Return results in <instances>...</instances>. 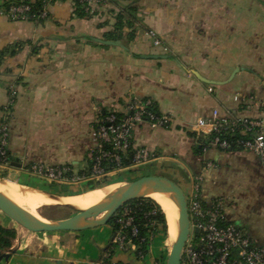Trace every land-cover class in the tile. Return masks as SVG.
I'll return each instance as SVG.
<instances>
[{
	"label": "crops",
	"instance_id": "obj_1",
	"mask_svg": "<svg viewBox=\"0 0 264 264\" xmlns=\"http://www.w3.org/2000/svg\"><path fill=\"white\" fill-rule=\"evenodd\" d=\"M78 17L71 1L51 4L41 21L0 16V51L15 47L0 65V122L10 96L7 150L9 173L21 184L57 191L26 171L33 164L86 167L94 145L92 126L105 112L124 113L131 99H151L169 127L132 126L135 147L156 155L150 162L109 177L122 184L162 175L185 196L221 201L225 220L256 242L264 237V167L246 150L203 148L187 127L212 110L220 116L264 121V0H110ZM137 6L135 37L112 40L119 7ZM161 40L155 45L148 32ZM102 41H119L118 45ZM17 46V47H16ZM150 55H164L151 58ZM211 80L206 83L198 76ZM241 98L236 101L234 96ZM16 229L8 258L0 264H153L163 260L158 226L149 252L112 244L110 224L82 231L31 232ZM24 229V228H23ZM42 233H56L43 235ZM41 234V235H40ZM166 244V243H165Z\"/></svg>",
	"mask_w": 264,
	"mask_h": 264
},
{
	"label": "built area",
	"instance_id": "obj_2",
	"mask_svg": "<svg viewBox=\"0 0 264 264\" xmlns=\"http://www.w3.org/2000/svg\"><path fill=\"white\" fill-rule=\"evenodd\" d=\"M32 0H13L8 6L0 8V16L11 21L29 20L32 15ZM58 1L41 0L42 7L37 18H45L47 8ZM73 3H81L85 11L93 9V5L106 6L110 0H69ZM2 3V0H0ZM155 45H160L161 40L149 31ZM241 98L236 94L234 99ZM14 103L11 95L3 108V119L0 122V169L11 166V157L7 150L8 120L11 106ZM151 99H131L121 118L115 112L101 116L92 126V138L94 145L89 148L91 169L89 174H78L71 166H45L33 164L26 171L42 180L53 183L78 184L90 181L106 179L111 173L124 168L121 167L120 152L126 151L132 143V126L140 122H146L152 127H169L171 117L156 115L153 111ZM197 142L205 148L216 147L219 149H235L253 152L258 156L264 167V121L259 118H236L220 116L218 110H212L207 117H198L195 122L187 127ZM236 135L235 138L229 136ZM110 147V148H106ZM135 147V146H134ZM156 155L144 147H135L130 167L150 162ZM113 164L106 169L103 164ZM108 168V167H107ZM69 173L71 175H69ZM187 200L190 233L181 254L180 264H264V237L261 242H256L242 229L225 220L221 201L216 199L205 202L199 194H190ZM128 210H124L117 222L119 229L113 233L112 244L116 248L136 252V245L128 239L123 228L130 226L132 219L128 217ZM137 230L132 227V234ZM152 242L153 235H149ZM136 254V253H135ZM137 255L142 258L138 251ZM153 264H159L154 262Z\"/></svg>",
	"mask_w": 264,
	"mask_h": 264
},
{
	"label": "water",
	"instance_id": "obj_3",
	"mask_svg": "<svg viewBox=\"0 0 264 264\" xmlns=\"http://www.w3.org/2000/svg\"><path fill=\"white\" fill-rule=\"evenodd\" d=\"M99 41L125 48L119 41ZM148 57L162 58L166 56L150 55ZM195 75L206 83H214L201 77L197 72H195ZM47 193L52 196L61 197L57 194ZM151 193H164L168 195L178 208L177 235L171 245L165 264H180L182 250L190 233L187 200L182 187L162 175L141 176L125 182L107 194L93 207L84 212L77 211L76 214L63 219H48L38 211L40 217H37L17 203L7 201L1 195L0 210L19 226L31 232L82 231L108 224L111 217L124 203L132 199L149 197L148 195ZM59 205L74 209V206L71 204L60 203ZM11 252L0 254V259H7Z\"/></svg>",
	"mask_w": 264,
	"mask_h": 264
},
{
	"label": "trees",
	"instance_id": "obj_4",
	"mask_svg": "<svg viewBox=\"0 0 264 264\" xmlns=\"http://www.w3.org/2000/svg\"><path fill=\"white\" fill-rule=\"evenodd\" d=\"M13 0H2L0 3V8L8 6L10 2ZM31 11L29 12L32 15V18L26 21H41L43 18H37L42 7L41 0H32L31 3ZM74 12L78 17H88L89 15H93L95 10L85 11L84 6L81 3H74ZM137 6L134 1L119 7L117 13L115 14V23L113 25V29L109 32L104 33L103 37L112 40H118L121 38H126L127 41L135 37L136 31V21H137ZM17 47V46H16ZM16 52L15 47L4 48L0 51V65L4 62L7 57L14 55ZM146 99V98H145ZM153 102V101H152ZM152 111L156 115H160L158 112L156 105L153 102ZM110 112H105L104 115L109 114ZM116 116L121 118L123 113L115 112ZM103 116V115H102ZM192 136L193 134L189 132ZM230 138H235L236 135L229 136ZM133 143V140H132ZM134 145V144H133ZM110 148V147H106ZM204 146L200 148L195 147L197 152H200ZM233 150H235L233 148ZM135 151L134 146H130L126 151L120 152L121 158V167L129 168L130 162L133 157ZM106 166V169L112 168L113 164L106 162L103 164ZM108 167V168H107ZM91 169V161L88 158L86 167L82 170H79L78 174H89V170ZM69 175H71L69 173ZM134 180V179H133ZM51 185H55V183L50 182ZM100 181H90L87 183V187L89 190L96 189L95 185H99ZM101 187V186H99ZM49 193L59 195L61 192L48 190ZM124 210H128V217H131L132 222L130 226H126L123 228L124 235L131 239V241L136 245V258L142 259L149 252V247L151 242L149 241V235L152 234L153 238L155 237L156 230L158 226L161 228L162 235H166L167 233V223L166 217L161 206L153 199L149 197L132 199L122 205V207L111 217L108 224H110L113 228V233H115L120 224L117 222L118 218H124L122 213ZM132 227H135L137 232L136 234H132ZM17 237V231L11 227H4L0 224V254L8 253L12 251L11 246L13 244V240ZM142 254V258L137 255V252Z\"/></svg>",
	"mask_w": 264,
	"mask_h": 264
},
{
	"label": "bare ground",
	"instance_id": "obj_5",
	"mask_svg": "<svg viewBox=\"0 0 264 264\" xmlns=\"http://www.w3.org/2000/svg\"><path fill=\"white\" fill-rule=\"evenodd\" d=\"M117 187H119L118 184L112 183L79 194L57 197L43 190L8 182L0 178V195L7 201L17 203L37 217H39L37 212L39 207L46 205L53 206L54 204L59 205L60 203L71 204L76 211L84 212L100 202L107 194ZM148 196L161 206L166 217L167 236L175 240L177 235V206L173 200L164 193H151Z\"/></svg>",
	"mask_w": 264,
	"mask_h": 264
},
{
	"label": "rangeland",
	"instance_id": "obj_6",
	"mask_svg": "<svg viewBox=\"0 0 264 264\" xmlns=\"http://www.w3.org/2000/svg\"><path fill=\"white\" fill-rule=\"evenodd\" d=\"M136 28V27H135ZM137 30V28H136ZM153 32V31H152ZM155 34V32H153ZM149 35V34H148ZM148 38H153L152 36H148ZM18 175H15L13 173H9L8 169H0V178H2V180L8 181V182H13V183H17L20 185V182L17 181ZM119 181V180H118ZM117 180H115L114 178L108 177L106 179H101L100 180V184L99 185H95V187H99V186H103V185H107V184H112V183H116L118 184V186H121L122 183L118 182ZM63 187H61L60 189H57L58 192H61L59 195L60 196H71V195H75V194H79L82 193L84 191L89 190V188L87 187L86 183H78V184H62ZM40 190V189H39ZM55 189L51 190L54 191ZM44 191H47L46 189H44ZM187 198V197H186ZM37 211L42 214L43 216H45L48 219H63V218H67L70 217L74 214L77 213L76 210L68 208V207H64L61 205H57L54 204L53 206H41L37 209ZM39 215V214H38ZM4 218L5 220H9L11 225H15L17 228H19V230H22V236L26 239L27 235V239L29 238V236H35L34 238H36L37 235L33 234V233H29L28 230L23 229L21 226H19L17 223H15L14 221H12L9 217H7L1 210H0V218ZM40 217V216H39ZM43 235H47V234H56V233H42ZM41 235V234H40ZM171 239V240H170ZM163 240L165 241V243H163V260L159 261V264H165L166 259L168 257V254L170 252L171 249V245L173 243V238H168L167 233L166 235H162V242Z\"/></svg>",
	"mask_w": 264,
	"mask_h": 264
}]
</instances>
